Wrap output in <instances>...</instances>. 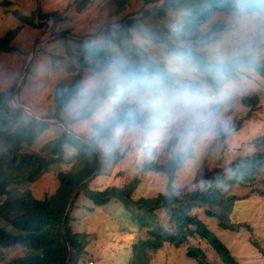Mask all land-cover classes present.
I'll return each mask as SVG.
<instances>
[{
    "label": "rangeland",
    "instance_id": "374dc122",
    "mask_svg": "<svg viewBox=\"0 0 264 264\" xmlns=\"http://www.w3.org/2000/svg\"><path fill=\"white\" fill-rule=\"evenodd\" d=\"M39 1L43 15L54 14L57 18L56 27L53 17L41 19L40 15H37L36 0H0V37H3L7 31L19 29L12 44L20 50L19 55L0 54V83L3 80V86H9L13 82V74L21 70L23 73L28 60L32 58V53L37 49L29 74L21 85L20 99L38 118L50 117L54 113L52 95L57 84L63 82L69 85L79 70L75 63L67 58H60L65 55L66 41L71 47H75L74 49L78 47L76 44L79 43L76 41L78 38L68 36L67 32L99 44L103 41L108 26L114 27L116 22L133 12H138L143 6L144 9L153 10V6H159L163 2V0H130L125 10L118 13L114 0H91V5L83 10L78 7L80 0ZM140 15L141 13L137 17ZM216 24L223 26V29L214 33L217 37L209 45L198 48L192 43L189 44L194 50L204 53L208 62L215 61L222 64L243 55L255 60H264V17L256 14L246 16L241 10L235 13L217 11L208 20L202 22V34L205 35ZM151 26H157L155 15H151L146 22H143V30L140 29L141 32L133 39V44L137 48L127 47L126 39H123L122 48L113 47V55H120L122 63L131 67L136 61L142 66L145 64L143 52L152 59L158 58L164 61L170 72L178 75L172 88L192 84L211 98L213 106H222L221 112L216 113L215 126L211 128L209 134L199 137L195 144L194 159L187 164L174 183L175 192L181 198L186 193L203 192L210 188L212 180L227 172L228 161L235 160L239 155L248 156L246 152L250 151L252 137L257 138L264 134V78L253 70H248L245 71L246 76L241 81L234 82L227 79L228 75L220 72L213 75L218 84V88L214 89L210 85L208 76L200 72L195 63L174 55L166 46L155 44L151 39L144 40L142 32ZM25 59H27L26 64L19 66L20 60ZM113 69L121 74H135L131 69L122 73L113 59L104 66H95L85 71L82 88L72 100L67 112L63 114L64 118L67 116L65 123L74 132L86 137L96 135L97 131L92 127L98 121L94 116L90 120L76 124L69 121L74 120L83 111L79 107V102L86 95L91 94L97 101L101 99L105 88L101 86V82ZM150 77L162 82L159 75ZM222 79L228 82L221 84ZM108 91L110 92L109 89ZM240 95L259 97L261 110L255 113L254 109L251 118L252 122L261 127V131L255 125L247 127L252 120H246L251 109L241 103ZM130 103V101L125 102L127 108ZM136 111L143 114L139 108H136ZM49 125V128L43 130L28 149L46 157L58 158L59 153H55L50 145L60 138L64 127L56 123ZM220 131L226 135V147L217 134ZM174 138H177L174 133L161 132L148 127L147 119L138 127L122 126L112 140L106 141L108 144L105 147L106 150L121 154V159L115 166L110 160L106 176L97 178L91 183V187L104 190L113 185L123 186L138 175L141 183L134 195L136 199L151 198L165 192L166 177L159 172H149L145 169L150 163L164 162L176 148L185 147L183 143H177L174 148L169 149V141ZM262 141L264 145V137ZM148 148H152V151ZM260 149L264 152V146ZM63 150L65 155L59 163L44 171L33 183L23 186L29 188L36 198L42 199L46 195L51 196L55 193L59 185L57 175L60 171H77L80 164L77 154L70 147H65ZM254 151H257V148H254ZM262 172L264 177V164ZM255 187L254 184L250 186L234 184L232 188L224 187L226 194L221 197L226 200L223 203L224 209L226 213L230 212L228 218L232 223L234 221L243 225L239 231H225L208 221L209 230L229 249L232 255L231 261L225 262L211 245L200 240L198 234H191L183 243L175 240L178 246L172 242H165L156 252H150L152 259L138 260V264H197L196 259L188 257L187 252L190 250L200 251L208 264H264V198L256 192L253 196L251 190ZM229 196L244 199L230 201ZM78 205L79 207L72 212V217L76 220L74 230L87 233L91 240L77 264H130L131 246L146 232L140 230L137 222L127 216L119 203L113 202L104 208L94 210L92 203L81 197ZM89 207L93 209L90 210ZM206 207L193 208L190 214L205 217ZM219 215L222 216L221 213ZM154 216L156 221L150 229H157L163 223L168 224L165 219ZM169 232L170 230L166 234ZM254 239L258 242V246L252 243ZM21 252L22 250L18 248H0V264H7Z\"/></svg>",
    "mask_w": 264,
    "mask_h": 264
},
{
    "label": "trees",
    "instance_id": "16d2710c",
    "mask_svg": "<svg viewBox=\"0 0 264 264\" xmlns=\"http://www.w3.org/2000/svg\"><path fill=\"white\" fill-rule=\"evenodd\" d=\"M129 1L114 0L117 12L124 11ZM91 3V0H80L78 7L83 10ZM7 4L11 5V3ZM144 7L119 20L114 27L108 26L109 29L105 31L104 39L99 44H92L89 40H83L80 36H74L67 32L68 36L78 38L76 39L79 42L76 43L78 47L74 49L75 47H71L70 43L66 41L64 55L66 57L60 58H67L75 63L79 70L69 85L63 82L57 84L52 95L54 113L50 117L40 118L57 119L66 125L60 138L50 145L55 153H59L58 158L46 157L28 149L40 133L50 125L14 106V92L22 70L13 74V82L9 86H3V80L0 83V221L2 222L0 248L22 250L19 256L7 264H77L91 240L87 233L74 230L76 220L72 217V212L79 207L78 200L81 197L90 201L95 207L94 210L104 208L113 202L121 204L127 216L137 222L140 230L146 232L132 244L130 264H138V260L141 259L143 261L152 259L150 252H156L165 242H172L178 246V242L175 240L183 243L191 234H198L200 240L211 245L225 262L231 261L232 255L229 249L209 230L208 221L225 231H239L243 227L234 221L232 223L228 218L230 212L226 213L224 209L223 203L226 200L221 197L226 194L224 190L226 186L232 188L234 184L246 186L254 184L256 189L253 188L251 192H256L257 195L264 198V177H262L264 152L260 149L261 146H264L262 144L264 134L254 138L251 142L257 147V151L248 154V156L239 155L235 160H229L227 172L212 180L210 188L203 192L186 193L181 198L175 192L174 183L187 164L194 159L195 144L199 138L193 140L187 147L176 148L164 162L150 163L145 169L149 172H159L166 177V191L155 197L136 199L134 195L141 183L138 175L123 186L113 185L104 190L92 188L91 183L99 177L106 176L110 160L115 166L122 157L116 151L106 150L105 147L108 144L106 141L112 140L124 125L141 126L147 119V115L139 114L134 110L131 118H125L128 105L123 104L119 107V111L117 110L115 119L103 125L95 123L92 129L97 131L96 135L86 137L74 132L65 123L64 120L67 119V116L65 115L64 118L63 114L67 112L72 100L82 88L85 71L93 69L95 66H104L111 59L118 64L122 73L131 69L135 74L149 77L159 75L162 83L168 87L174 86L178 75L170 72L164 61L158 58L152 59L143 52L145 64L142 66L140 62L136 61L131 67V65L122 63L120 55H113V47L122 48L123 39H126L127 47L137 48L133 44V39L137 37L136 34L141 32L143 22H146V19L151 15H155L157 26H151L142 32L144 40L151 39L155 44L166 46L174 55L195 63L197 69L208 76L210 85L214 89L218 88V84L213 75L220 72H223V75H228L227 79L234 82L241 81L246 76L245 71L248 70H253L264 78V60H255L243 55L222 64L215 61L208 62L204 53L194 50L189 45L192 43L198 48H204L216 39L217 36L214 33L220 32L223 26L213 25L205 35L201 31L202 22L208 20L213 13L217 11L235 13L241 10L246 16L256 14L264 17V0H163L153 10H144ZM140 13L141 15L137 17ZM48 17H53L56 27L57 18L55 15H43L40 11L41 19ZM180 20L183 21L180 22ZM18 33L19 29L10 30L0 37V54H20V50L12 44ZM26 61L27 59L20 60L19 66L25 65ZM228 80L222 79L221 84H226ZM21 89H19L18 100L20 104L25 105L20 99ZM109 95L110 92L105 87L101 98L106 99ZM240 98L241 103L243 102L246 107L251 108L246 118L247 121H250L254 109L255 113L257 110L259 112V97L240 95ZM94 109L95 106L92 105L69 122L76 124L90 120L93 117ZM221 110L222 106H213L215 113L219 114ZM217 134L220 135L221 141L226 147L225 133L220 131ZM177 143V138L171 139L168 148H174ZM65 147H70L77 154L80 163L77 171H60L57 175L59 185L55 193L51 196L46 195L42 199L36 198L29 188L23 186L33 183L44 171L59 163L65 155L63 150ZM148 149L152 151V148ZM90 177H92L90 181L83 184ZM228 177L231 178L228 179ZM74 195L76 197L71 210L67 212ZM228 198L230 201L244 199L230 196ZM202 206H207L205 217L190 214L193 208L202 209ZM89 209L93 208L89 207ZM154 215L165 219L168 224L163 223L157 229H150L156 221ZM169 230L170 232L166 234ZM252 243L255 246L259 245L255 239ZM187 255L196 259L197 264H208L200 251L190 250Z\"/></svg>",
    "mask_w": 264,
    "mask_h": 264
},
{
    "label": "clouds",
    "instance_id": "9594fccd",
    "mask_svg": "<svg viewBox=\"0 0 264 264\" xmlns=\"http://www.w3.org/2000/svg\"><path fill=\"white\" fill-rule=\"evenodd\" d=\"M40 11L41 8L37 15H40ZM101 86L110 90L107 99L101 98L97 101L89 94L79 102L82 110H87L91 105L95 106L92 115L101 125L115 119L119 107L130 101L125 118H131L134 110L139 108L147 115L148 127L161 132L174 133L178 138V143H183L185 147L193 140L209 134L211 128L215 126L216 113L213 111L211 98L192 84L172 88L154 77L121 74L113 69L101 82ZM22 106L31 110L25 105ZM26 112L33 116L29 111ZM33 117L40 119L36 115ZM253 147L257 148L254 145Z\"/></svg>",
    "mask_w": 264,
    "mask_h": 264
},
{
    "label": "water",
    "instance_id": "95a60500",
    "mask_svg": "<svg viewBox=\"0 0 264 264\" xmlns=\"http://www.w3.org/2000/svg\"><path fill=\"white\" fill-rule=\"evenodd\" d=\"M153 7H155V6H153ZM39 10H40V2H39V0H36V11H37V14L39 13ZM144 10H148V9L145 8ZM36 51H37V49H35L34 52L32 53V58L28 60V62H27V64H26V67H25V69H24V71H23V73H22V76H21V78H20V80H19V82H18L19 84H17V86H16V88H15V93H14V95H15V98H14V105H16L17 107H20V108H22V109H24V110H26V111H29V113H31L33 116H35V115H34V113H33L31 110H29L28 108H26V107L22 106L21 104H19L17 93H18V90H19L20 86H21V85L24 83V81H25L26 75H27V73H28V71H29V68L31 67L32 60H33V56H35ZM43 121H44L45 123H48V124L56 123V124H59V125H62V126L65 127V125H64L62 122H60V121H50V120H43ZM99 167H100V166H99ZM98 170H99V168H98ZM97 172H98V171H97ZM97 172H96V173H97ZM96 173H95V174H96ZM92 177H93V176H92ZM92 177H90L89 179H87L86 181H84L83 184L86 183V182H88V181H90V179H91ZM75 197H76V195H74L72 201L70 202V205H69V208H68L67 212H69V211L71 210V207H72V204H73V202H74ZM68 263H69V261H68Z\"/></svg>",
    "mask_w": 264,
    "mask_h": 264
},
{
    "label": "crops",
    "instance_id": "0c3cea01",
    "mask_svg": "<svg viewBox=\"0 0 264 264\" xmlns=\"http://www.w3.org/2000/svg\"><path fill=\"white\" fill-rule=\"evenodd\" d=\"M258 107H259V106H258ZM250 109H251V108H250ZM260 110H261V108L259 109V111H260ZM252 121H253V119L251 120V122L249 123V125H248L247 127H250V126H252V125H255V126L258 128V130L261 131V127H260V126H257V125L255 124V122H252ZM254 138H255V137L253 136L252 139H251V141H250V144H251V142H252V140H253ZM250 147H251V148H250V151H249V152H246V153H248L249 155L252 154L253 152H255L252 144H251ZM254 189H256V187H255ZM254 194H255V192L253 193V196H254ZM238 222H240V221L238 220Z\"/></svg>",
    "mask_w": 264,
    "mask_h": 264
}]
</instances>
